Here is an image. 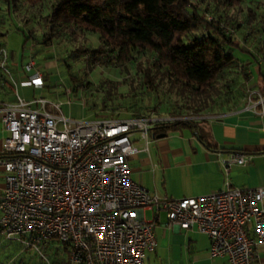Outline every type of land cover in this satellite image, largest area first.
Segmentation results:
<instances>
[{
  "label": "built area",
  "instance_id": "2783aa9c",
  "mask_svg": "<svg viewBox=\"0 0 264 264\" xmlns=\"http://www.w3.org/2000/svg\"><path fill=\"white\" fill-rule=\"evenodd\" d=\"M2 53V51H0ZM29 59L21 86L41 88L43 74ZM264 132V94H257ZM162 119L151 115L65 118L60 103L18 96L0 105V233L39 251L56 242L64 257L56 264H143L155 247L153 226L163 212L166 227H195L207 236L210 258L224 264H255L254 245L264 243V186L232 187L194 197L158 196L130 169L137 152L131 133L146 140ZM241 165L231 152L222 160ZM152 213L145 220L142 211ZM46 264L49 262L46 261Z\"/></svg>",
  "mask_w": 264,
  "mask_h": 264
},
{
  "label": "rangeland",
  "instance_id": "374dc122",
  "mask_svg": "<svg viewBox=\"0 0 264 264\" xmlns=\"http://www.w3.org/2000/svg\"><path fill=\"white\" fill-rule=\"evenodd\" d=\"M192 1L201 9L206 8L207 18L214 15L221 21L223 33L235 43L229 46L230 52L250 71L254 79L252 82L259 87L257 76L264 73V3L241 0L234 6H227L216 3L219 0ZM49 3L50 0H41L35 5H28L22 0H15L14 4L6 9V4L0 0L2 61L27 76L33 69L26 70L24 67L29 59H32L34 69L38 68L43 70L42 74L45 73L42 87L34 90L32 95L29 94V98L41 96L56 100L60 103L62 115L73 121H90L103 113L119 118L133 114L151 115L162 119L202 118L193 116L195 114L188 113L181 106L185 99L194 100L193 96L176 95L174 88L171 89L164 81L155 82L152 88H146L137 75L138 71L135 67L137 59L120 67L90 66L84 64L80 57L71 56L72 50L76 47H95L97 40L93 35L75 32L70 36L62 33L48 43L42 42L43 33L48 29L42 17L46 14ZM44 62L46 64H43ZM48 63L51 66L44 68ZM235 71L242 72L243 68L240 67ZM234 73V70H231L223 74L224 79H232V89L238 85L237 81L241 82L238 75L237 81L234 80ZM69 75H73L78 81L79 86L75 90ZM224 79H219L217 85H220ZM217 99L209 108L202 110L200 116L216 112L219 103ZM100 101H104L105 111L96 109L95 106ZM227 105L228 101H222L220 106L226 108ZM93 111H97L98 115L95 116ZM145 217H149L148 211ZM162 218L163 213H160L159 220ZM38 246L39 251H35L33 248L25 247L16 239H7L0 233V264H46V261L49 264H56L65 256L64 252L58 249L55 241L45 246L41 244ZM144 264L159 263L154 262L153 253H146Z\"/></svg>",
  "mask_w": 264,
  "mask_h": 264
},
{
  "label": "trees",
  "instance_id": "16d2710c",
  "mask_svg": "<svg viewBox=\"0 0 264 264\" xmlns=\"http://www.w3.org/2000/svg\"><path fill=\"white\" fill-rule=\"evenodd\" d=\"M2 1L9 7L15 0ZM22 1L35 5L41 0ZM240 1L216 3L234 6ZM46 9L42 18L48 29L42 42L48 43L62 33L93 35L97 40L95 47H76L71 56L80 57L90 66L120 67L137 59L135 67L140 73L137 75L146 88L164 81L174 88L176 95L194 97V100L185 99L181 105L193 116H200L217 98L219 106L232 97V79H224L223 74L241 67L229 50L235 43L223 33L221 21L214 15L207 18L206 8L201 9L192 0H50ZM260 76L261 94H264V74ZM69 77L75 90L78 81L73 75ZM219 79L224 81L217 85ZM105 106L100 101L95 107L105 111ZM93 114L98 115L97 111ZM140 115L143 114L130 116ZM98 116L112 117L104 113ZM202 122L177 120L154 125L149 130L157 135L185 126L210 149Z\"/></svg>",
  "mask_w": 264,
  "mask_h": 264
},
{
  "label": "crops",
  "instance_id": "0c3cea01",
  "mask_svg": "<svg viewBox=\"0 0 264 264\" xmlns=\"http://www.w3.org/2000/svg\"><path fill=\"white\" fill-rule=\"evenodd\" d=\"M254 1L264 3V0ZM5 8L9 9L7 5ZM0 51H3L1 45ZM50 66L48 63L44 68ZM240 66L245 75L234 71V80L237 81L240 77L241 82H236L238 85L233 89L235 93L233 92L232 97L227 100L226 108L219 104L216 112L199 116L202 118L197 119L203 121L202 127L207 132L205 139L211 144L210 149L185 126L167 129L162 137H156L148 130L146 140L139 138L134 132L131 133L130 140L137 148V152L128 159L132 174L158 196L194 197L221 190L226 181L232 187L264 186V132L259 116L261 107L257 104V94L261 93L263 82L258 74L260 85L257 87L256 83L252 82L254 79L250 71L244 65ZM25 76L12 65L4 63L0 57V105L14 102L16 96L25 100L33 98L28 95H32L36 88L20 85ZM5 135L0 122V152ZM231 152L242 153L244 162L241 165L228 163L225 173L222 160L226 161ZM1 175L0 169V186ZM147 211L148 218L145 217ZM160 213L163 212L156 213L154 218L155 247L146 252L153 253L154 262L224 264V258L209 257L208 239L205 234L198 232L195 227L185 230L166 227L164 213L163 218L159 220ZM142 215L145 220H151L153 217L148 209H144ZM254 252L255 264H264V243H256Z\"/></svg>",
  "mask_w": 264,
  "mask_h": 264
},
{
  "label": "water",
  "instance_id": "95a60500",
  "mask_svg": "<svg viewBox=\"0 0 264 264\" xmlns=\"http://www.w3.org/2000/svg\"><path fill=\"white\" fill-rule=\"evenodd\" d=\"M164 135V133H158L157 135H156V137H162Z\"/></svg>",
  "mask_w": 264,
  "mask_h": 264
}]
</instances>
